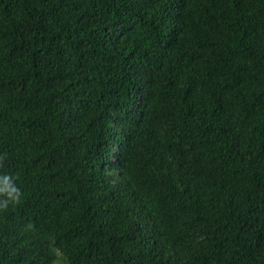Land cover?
<instances>
[{
    "label": "trees",
    "instance_id": "16d2710c",
    "mask_svg": "<svg viewBox=\"0 0 264 264\" xmlns=\"http://www.w3.org/2000/svg\"><path fill=\"white\" fill-rule=\"evenodd\" d=\"M0 264H264V0H0Z\"/></svg>",
    "mask_w": 264,
    "mask_h": 264
},
{
    "label": "clouds",
    "instance_id": "9594fccd",
    "mask_svg": "<svg viewBox=\"0 0 264 264\" xmlns=\"http://www.w3.org/2000/svg\"><path fill=\"white\" fill-rule=\"evenodd\" d=\"M21 195L11 176H0V210H6L9 204H18Z\"/></svg>",
    "mask_w": 264,
    "mask_h": 264
}]
</instances>
